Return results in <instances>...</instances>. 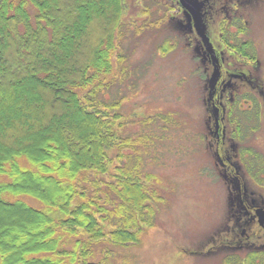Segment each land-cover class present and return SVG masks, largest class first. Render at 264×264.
Masks as SVG:
<instances>
[{"label": "trees", "instance_id": "trees-1", "mask_svg": "<svg viewBox=\"0 0 264 264\" xmlns=\"http://www.w3.org/2000/svg\"><path fill=\"white\" fill-rule=\"evenodd\" d=\"M123 8V0H0V264H107L116 253L110 245L139 242L149 223L160 197L146 185L155 176L144 171L138 144L149 152L159 127L176 117L158 112L141 121L143 134L126 132L125 96L109 94L131 77L127 56L117 54ZM165 37L164 54L178 46L177 36ZM228 37L232 44L220 38L236 54L252 44ZM240 98L226 112L237 138L249 118ZM17 233L24 241L15 244ZM234 255L228 259L264 264V247L247 250L244 260Z\"/></svg>", "mask_w": 264, "mask_h": 264}, {"label": "rangeland", "instance_id": "rangeland-1", "mask_svg": "<svg viewBox=\"0 0 264 264\" xmlns=\"http://www.w3.org/2000/svg\"><path fill=\"white\" fill-rule=\"evenodd\" d=\"M247 1V5L241 1L234 8L223 5L220 16L216 10L220 1L198 3L209 45L220 60L229 62L234 73L244 67L237 54H228L221 41L218 18L229 21L234 15L248 12L244 15L247 29L239 39L253 40L260 52V65L258 69L245 67V76L228 75L219 91L223 106L227 97L233 99L236 94L241 97L242 109L259 105L258 131L243 125L241 136L248 133L249 138L245 142L232 136V128L227 127L231 117L224 111L219 114L213 105L221 70L219 74V68L212 65L210 51L206 52L192 15L180 0H123L124 38L117 54L125 53L129 80L138 83L133 86L129 80L118 81L109 94L114 98L121 90L125 96L120 111L127 117L126 132L134 135L146 132L148 126L141 121L158 112L172 113L176 119L165 129L155 125L154 130L160 128V140L148 147L149 152L138 144L145 159L144 171L155 176L146 185L156 188L160 200L153 202L155 208L147 216L149 223L142 226L139 242L110 245L116 253L108 256L107 264H240L228 256L236 254L244 260L247 250L264 247V224L260 225L255 212L264 209V96L253 86L258 82L264 89V0ZM166 13L172 15L169 22ZM145 24L140 34L134 31ZM231 26L232 31H239L235 21ZM225 28H229L227 22L223 23ZM167 34L178 37V46L164 54L158 46ZM223 37L230 39L226 33ZM201 63L212 69L210 76ZM114 70V74H120V65L114 64ZM219 116L223 157L217 135ZM251 130L255 132L249 134ZM20 162L28 165L25 158ZM14 238L15 244L24 241L18 233ZM102 255L100 252L97 258Z\"/></svg>", "mask_w": 264, "mask_h": 264}, {"label": "flooded vegetation", "instance_id": "flooded-vegetation-1", "mask_svg": "<svg viewBox=\"0 0 264 264\" xmlns=\"http://www.w3.org/2000/svg\"><path fill=\"white\" fill-rule=\"evenodd\" d=\"M218 1H220L222 4H218L217 6H216V10H217V15L218 16H220L221 15V11L222 10H224L225 8H224V6L223 5H226L227 7H229V8H234V7H236V6H240V4H242V3H244V4H246V2H248L247 0H218ZM241 1H242V3H241ZM180 3L182 4V2H181V0H180ZM198 3H199V0H198ZM183 5V4H182ZM247 5V4H246ZM184 6V5H183ZM231 6V7H230ZM185 7V6H184ZM221 8V9H220ZM242 9H243V7H242ZM188 11V10H187ZM229 11V9H227L226 10V12H228ZM231 11V10H230ZM244 11V10H243ZM199 12H200V19H201V21H202V23H203V25H204V28H205V30H206V24L204 23V19L202 18V15H201V10H200V8H199ZM248 13V12H247ZM247 13H245V12H243V13H241V15H234L233 17H231L230 18V20L229 21H225L226 19L225 18H218V20H220L219 21V25L221 26V25H223V23L224 22H227V27L229 26V28L228 29H221L222 30V33H221V36L224 34V33H226L227 35L228 34H231V35H233V34H238V38H241V36L239 35V34H241V33H243L246 29H247V23H245L246 21H247V18H245L244 17V15L245 16H247ZM192 19H193V17H192ZM221 21H223V23L221 24ZM234 21H237V22H235V23H237V28L239 29V31H232L231 30V27H233V26H231V24L234 22ZM193 22H194V25H195V21H194V19H193ZM195 27V29H196V26H194ZM246 28V29H245ZM257 28H258V32H259V30H260V26L258 25L257 26ZM196 31H197V29H196ZM205 32V31H204ZM198 33V32H197ZM205 34V33H204ZM260 34V33H259ZM199 35V34H198ZM205 36H206V34H205ZM220 36V37H221ZM208 37V36H207ZM207 39V38H206ZM231 40V39H230ZM239 41L240 42H242V43H244V42H246V41H248V39L247 40H240L239 39ZM252 41V44L251 45H249L248 47H246V46H243V44H240L239 45V47L242 49L241 50V53L239 52L238 54H237V60H238V62L239 63H241L242 65H243V69H238V71H237V73H234V71H232L231 70V68H230V64H229V62L228 61H226V62H224V58H222L221 60L219 59V57L216 55V54H214L215 52V49H214V47H212V46H210L209 45V43H208V40H206V42H207V45L210 47V49H211V51L209 52V50L207 49V47H206V43L202 40V42H203V45H204V47L206 48L205 50H207L206 52H209V56H210V60H211V62L213 63L212 65L214 66H216V68L218 67L219 68V74H220V70H221V74H220V78H219V80L217 81L218 82V87H217V91H216V95H215V97L213 98V105L215 106V109L218 111V109H219V114L221 113V112H225V114H226V112H228L229 110H228V108H227V102L228 101H230V100H232V99H230L229 97H227V102H224V106H223V104H222V102H223V99L221 98L220 100H219V97H220V92H219V89H220V85H221V81L222 80H225L226 78H227V76L228 75H231V74H236V75H238V76H245V74H244V72L243 71H245V69H247L248 68V66H252L253 67V69H258V66L260 65V52H259V50H258V47H257V45L253 42V40H251ZM231 44H232V42L231 41H229ZM239 42V43H240ZM225 46H226V49H227V52H228V54H230L231 53V55L232 56H234L236 53L234 52V50L233 49H231L227 44H225ZM245 49V50H244ZM243 51H244V53H243ZM205 52V51H204ZM245 52H248V53H246V55H245ZM235 53V54H234ZM251 54V55H250ZM252 57V58H251ZM219 59V60H218ZM210 60L208 59V62H210ZM217 60V61H216ZM245 67H247V68H245ZM219 76V75H218ZM252 79H254V78H252ZM253 86L254 87H256L257 88V91L259 92V95L261 96V97H263L264 96V89H263V85H261V84H259L258 82L257 83H254L253 84ZM254 103L256 104V102H255V99H254ZM239 106H240V104H239ZM259 105L258 104H256L255 106H253V105H251V106H249V108L248 109H242L241 108V110H240V113H242V114H247L248 116H249V118H248V120L247 121H244L243 122V125L245 126V127H248L249 126V128H254L255 130H256V127H258V122L260 121L259 119H260V112H259ZM242 111V112H241ZM226 116L227 117H230L229 116V114H226ZM219 120H220V116H219V118H217V122H218V127H217V135H218V138H219V140H218V143H219V149H220V157H223L224 156V153H223V141H222V125L219 123ZM230 121H231V118H230ZM252 122V123H251ZM248 123H251L250 125L248 124ZM230 124V123H229ZM228 124V126L227 127H229V128H232V131H234V126H230ZM243 128V127H242ZM256 131H258V130H256ZM251 132H255L254 130H251L250 132H249V134L251 133ZM247 136H248V133H246V135H242L241 136V138H243L244 139V141L246 142V140L247 139H249V138H247ZM248 150V149H247ZM257 155H259V154H257ZM253 209V208H252ZM254 210L255 209H253L252 210V212H254ZM260 228H262V227H260Z\"/></svg>", "mask_w": 264, "mask_h": 264}, {"label": "water", "instance_id": "water-1", "mask_svg": "<svg viewBox=\"0 0 264 264\" xmlns=\"http://www.w3.org/2000/svg\"><path fill=\"white\" fill-rule=\"evenodd\" d=\"M182 4L185 6V8L190 12L192 15L194 21H195V26L197 29V32L199 33V36L202 38V40L206 43V47L209 51H211L210 47L207 45L206 42V36L204 34V25L200 19V12H199V7H198V0H181ZM260 225L264 224V209H256L255 210Z\"/></svg>", "mask_w": 264, "mask_h": 264}]
</instances>
